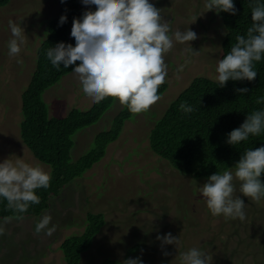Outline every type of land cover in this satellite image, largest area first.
Wrapping results in <instances>:
<instances>
[{
    "label": "rangeland",
    "instance_id": "rangeland-1",
    "mask_svg": "<svg viewBox=\"0 0 264 264\" xmlns=\"http://www.w3.org/2000/svg\"><path fill=\"white\" fill-rule=\"evenodd\" d=\"M151 2L161 9L173 31L190 27L198 34V39L189 43L199 54L186 53L187 44L175 45L165 58L169 74L161 99L147 112L136 113L127 121L120 138L108 146L104 159L67 185L58 197H52L41 216L0 220L6 227V234L0 237V264H66L60 246L66 239L84 233L88 213L103 214L105 225L83 255L82 264H101L106 259L122 264L137 256L144 264H180L179 253L191 247L205 251L210 264H264V199L257 202L240 194L237 180L236 194L247 205L246 219L213 216L199 191L207 178L187 177L150 149L149 134L155 122L191 82L197 77L216 80L227 32L215 12L199 16L205 11L204 0ZM60 9L59 0H11L0 7V160L20 157L50 174L51 167L40 163L23 143L19 126L23 119L21 95L34 72L40 39L48 37V33L43 34L46 25L60 15ZM85 11L94 9H86L81 1L79 17ZM10 20L25 28L26 43L19 57L22 64L8 54ZM73 40L70 35L69 43ZM181 65L183 71L177 78L176 70ZM43 98L50 115L56 117H64L73 109L88 111L95 104L83 95L73 73ZM122 109L115 98L97 124L76 134L72 162L92 147L97 134L111 129ZM45 215L56 226L55 234L48 239L35 233L36 223ZM167 232L180 237L181 246H166L170 254L165 256L156 235Z\"/></svg>",
    "mask_w": 264,
    "mask_h": 264
},
{
    "label": "clouds",
    "instance_id": "clouds-1",
    "mask_svg": "<svg viewBox=\"0 0 264 264\" xmlns=\"http://www.w3.org/2000/svg\"><path fill=\"white\" fill-rule=\"evenodd\" d=\"M60 2L66 3V0ZM249 2L251 26L246 35L236 36V43L219 59L216 67L215 78L221 88L229 80L254 81L258 75L256 63L264 61V0ZM82 4L94 11H85L80 17L73 18L70 35L75 44L58 42L46 50V58L57 70L62 66L70 68L81 92L93 103L113 97L131 113L147 112L161 99L159 89L169 74L166 55L177 43L189 45L186 53L199 54L189 43L196 41L198 34L190 27L173 31L170 21L165 20L161 9L151 0H82ZM204 9L199 16L208 11L217 15L221 12L236 15L238 12L235 0H204ZM66 22L67 15H61L59 25ZM9 28L8 54L22 64L19 57L26 43L25 28L12 20ZM182 71L181 65L176 70L177 78ZM236 92L244 96L249 89L237 88ZM256 103L264 104V96L258 97ZM180 107L186 114L196 110L187 102ZM262 133L264 108L247 113L243 123L228 134L226 142L236 147L250 136ZM232 170L235 171L211 174L199 191L213 216L243 221L247 205L236 194L235 181L240 182L239 193L243 196L257 202L264 199V144L244 151ZM50 179V173L42 166L25 162L23 158L0 160V203L6 201L7 208L16 213V218L23 219V214L32 205L40 204L41 198L36 190L47 189ZM55 232L56 226L51 225V218L47 215L35 225V233H42L46 239ZM5 234V223H0V237ZM156 240L165 256L170 254L166 246L175 245L177 249L181 246L180 237L171 232L158 233ZM179 259L180 264H210L208 254L198 247L180 252ZM122 264H144V261L137 256L123 260Z\"/></svg>",
    "mask_w": 264,
    "mask_h": 264
},
{
    "label": "trees",
    "instance_id": "trees-1",
    "mask_svg": "<svg viewBox=\"0 0 264 264\" xmlns=\"http://www.w3.org/2000/svg\"><path fill=\"white\" fill-rule=\"evenodd\" d=\"M81 1L66 0L62 4L59 0L60 15L46 25L43 34L47 36L48 33V37L40 39L34 72L21 95L23 119L19 127L22 141L40 162L51 167L48 188L36 190L41 198L40 204L32 205L23 217L40 216L50 207L52 197H58L67 185L101 162L108 146L120 138L125 123L136 114L123 105L111 129L97 134L92 147L79 160L72 162L70 155L76 134L97 124L115 102V98L108 97L95 103L88 111L73 109L64 117H56L50 115L49 105L44 101V94L72 73L70 68L63 66L59 70L54 68L46 58V50L61 41L69 43L70 28L73 18L80 15ZM10 2L0 0V7ZM235 6L238 9L236 15L219 14L227 31L221 58L236 43V36L246 35L252 24L249 0H235ZM64 14L67 22L60 26L59 18ZM71 43L74 45L75 39ZM256 70L258 75L254 81L229 80L223 88L219 87L217 80L195 78L151 129L149 142L153 153L167 161L174 170L194 180L235 169V163L244 151L264 144V133L250 136L236 147L226 142L228 134L243 123L247 113L264 108V104L256 103L258 97L264 96V61L256 63ZM243 87H247L249 92L241 96L236 89ZM166 89V84L161 85L159 95ZM184 102L196 110L186 114L180 107ZM6 205V201L0 203V220L17 219L16 213ZM104 225L103 214L88 213L84 233L66 239L60 246L66 264H82L83 255L91 249L94 238ZM102 264L120 263L107 259Z\"/></svg>",
    "mask_w": 264,
    "mask_h": 264
}]
</instances>
